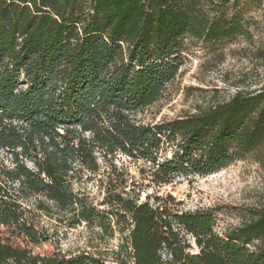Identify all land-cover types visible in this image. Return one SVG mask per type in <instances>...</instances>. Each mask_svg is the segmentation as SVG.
<instances>
[{
  "label": "trees",
  "instance_id": "16d2710c",
  "mask_svg": "<svg viewBox=\"0 0 264 264\" xmlns=\"http://www.w3.org/2000/svg\"><path fill=\"white\" fill-rule=\"evenodd\" d=\"M228 1L0 0V149L11 163L0 162V226L26 241L0 231V264H112L34 252L45 241L23 206L34 194L71 213V224L127 230L131 264H264V205L220 234L212 210L178 211L170 196L150 204L110 192L97 210L71 187L82 169H98L97 155L146 162L157 184L251 153L264 164V85L185 117L134 118L177 76L183 37L239 34Z\"/></svg>",
  "mask_w": 264,
  "mask_h": 264
},
{
  "label": "rangeland",
  "instance_id": "374dc122",
  "mask_svg": "<svg viewBox=\"0 0 264 264\" xmlns=\"http://www.w3.org/2000/svg\"><path fill=\"white\" fill-rule=\"evenodd\" d=\"M226 10L229 17L237 15L235 22L242 25L239 34L211 43L183 37L177 76L160 100L135 113L137 122L154 124L185 117L227 100L238 90L252 91L264 85V0H229ZM170 154L168 148L164 155ZM258 158L259 153H251L208 175H178L169 183L157 184L151 180L146 162L122 154L97 155L98 169H82L71 187L97 210L105 209L101 203L110 192L124 191V197L150 204L156 196H170L178 211L212 210L214 228L224 234L248 221L252 211L264 205V164ZM0 162L11 165L7 151L0 149ZM23 206L45 236L42 243L29 246L34 252L66 257L87 254L112 264L123 258L131 264L128 232L114 222L111 229L85 221L71 224V213L41 194L31 195ZM0 231L14 245L26 244L7 227L0 226Z\"/></svg>",
  "mask_w": 264,
  "mask_h": 264
}]
</instances>
